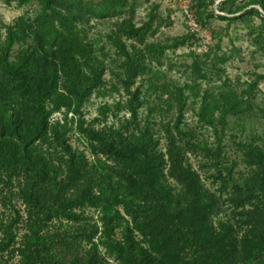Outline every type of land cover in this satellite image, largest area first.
I'll list each match as a JSON object with an SVG mask.
<instances>
[{"label":"trees","instance_id":"16d2710c","mask_svg":"<svg viewBox=\"0 0 264 264\" xmlns=\"http://www.w3.org/2000/svg\"><path fill=\"white\" fill-rule=\"evenodd\" d=\"M215 1L197 0L202 26L214 17L208 9ZM5 4L37 10L0 22V185L5 207L13 198L25 207V216L15 210L0 219V264H264V129L248 128L258 116L259 80L240 92L226 82L213 91L162 83L154 70L165 52L199 40L188 33L149 42L163 25L159 6L137 22L134 0ZM259 8L264 14V0H225L219 10L232 17L219 18L247 24L256 53L264 54ZM254 17L259 26L249 25ZM95 20L112 22L107 45L90 38ZM207 48L192 64L194 81L209 77L212 56L218 73L216 64L233 59L220 43ZM121 91L126 101L101 104L93 121L82 118L92 98ZM70 115L79 117L85 150L71 144ZM227 138L247 175L226 161ZM192 155L203 159L198 169Z\"/></svg>","mask_w":264,"mask_h":264},{"label":"rangeland","instance_id":"374dc122","mask_svg":"<svg viewBox=\"0 0 264 264\" xmlns=\"http://www.w3.org/2000/svg\"><path fill=\"white\" fill-rule=\"evenodd\" d=\"M95 1L97 2L98 0ZM134 1L136 2L135 21L137 22L143 19L146 20V16L153 8V6H159L158 15L161 18L163 25L158 30L155 36L148 39L149 42L166 44L171 42L175 38L190 35L188 34V30L186 29V21L181 9L182 0ZM222 1L225 0H216L214 4L209 7L208 10L214 12V17L210 19H204L206 25L202 26L200 23V26L202 37L204 39L208 38L207 45L210 46L209 50L216 51V45L220 43L223 52H226L227 55L229 54L233 56V59L230 63H226L225 65L216 64V66L221 68L223 72L218 73L217 71L212 69L216 62V60L213 59L212 56L206 65V71L208 72L209 77L206 80L197 79V81H194L195 77L192 75V64L196 60H203V54L204 52L208 51V48L206 45V47L201 50L200 45L193 40H190L188 45L179 47L175 51H166L164 64L162 65V67H157L154 71L162 75V83H177L180 86H183L184 84H191L196 82L197 84H201L202 90L209 91L224 87V82H226L229 83V87L240 92L241 90L246 88L247 83L254 82L256 79H258L259 87L256 91V96L254 99L255 104L259 108L255 110V113L258 114V116L253 117L252 120L249 121L248 128L252 127V125H255L258 132L261 133L264 129V119L260 115L262 112L260 110H264V79H259L257 74H264V54L260 52L256 53L257 46L252 41L251 33L249 32L250 30L248 29L247 24L241 22H228L219 18L220 16L232 17V15H228L219 10ZM195 2H197V0ZM36 10L37 6L34 4L20 8L15 4L8 6L5 4V0H0V22L6 25L13 24L18 17L26 13H30L31 15H33L35 14ZM259 10L262 13V10L260 8ZM195 11L198 12L197 9H195ZM159 21L160 20H156L153 27H155ZM111 24L112 22L108 20H95L93 22V29L90 32V38L93 41H98V47L104 44L107 45L106 35L110 32ZM260 24L261 20L259 17H254L252 18V21H249V25L259 26ZM107 48L112 50L109 45L107 46ZM111 55H113V51ZM106 79L110 82H113L109 71H107L106 73ZM141 83L142 81L138 80L135 88L138 86H142ZM148 88L149 85L146 84L143 90L148 91ZM154 98L155 96H153V99ZM120 100L126 101V95L123 91L119 93H113L112 97L105 100L92 98L91 102L85 107L82 118L84 120H87V122L93 121L95 118H97V108L101 106V104H104L105 102L114 104L115 102ZM192 107H194V105L190 104L188 110L186 111V119L191 126L196 120L194 111H192ZM121 114L125 115L127 114V112L124 110ZM60 117H62L60 114L54 115V118ZM69 118H72L71 123L74 122L73 131L70 133L71 144L72 146L79 148L80 150H85V144L81 142V139L83 137L76 130L79 117L77 116L76 118H73L72 115H70ZM109 122H111V119ZM102 126L103 125H101V127ZM207 138L208 140L213 141V139H211V134H207ZM239 141L240 139L236 142ZM225 144L228 146L226 152V161L229 164L237 161L238 168L236 169L235 173L247 175L248 171L246 169V165L244 164V162H242V154L239 151L237 144H234V142L230 138L226 139ZM85 152L90 157L88 151ZM190 158L195 168L198 169L200 166L199 164L203 161L201 155H192ZM89 159L92 160V158ZM207 184L212 189L216 187L209 182H207ZM2 188L3 185H0V219H2L3 217L8 219L12 218L13 216H15V210L19 211L21 216H25V207L19 198H13L11 205L5 207L3 196L7 193V191L2 192ZM23 222L24 218H22V221L19 222L20 224H17V228L19 229V237L22 236L26 231ZM11 264H18V260L15 259V261H13Z\"/></svg>","mask_w":264,"mask_h":264},{"label":"built area","instance_id":"2783aa9c","mask_svg":"<svg viewBox=\"0 0 264 264\" xmlns=\"http://www.w3.org/2000/svg\"><path fill=\"white\" fill-rule=\"evenodd\" d=\"M195 1L196 0H182L181 9L186 21V29L188 30V33L197 35V40H199L197 43L200 45V49L203 50V48L207 45L208 38L204 39L202 37L201 26L198 22L196 11L194 9L196 4Z\"/></svg>","mask_w":264,"mask_h":264}]
</instances>
